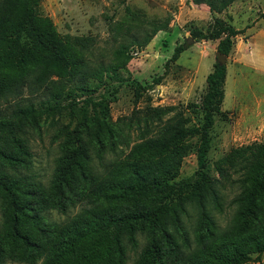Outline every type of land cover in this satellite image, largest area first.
<instances>
[{
    "label": "trees",
    "instance_id": "trees-1",
    "mask_svg": "<svg viewBox=\"0 0 264 264\" xmlns=\"http://www.w3.org/2000/svg\"><path fill=\"white\" fill-rule=\"evenodd\" d=\"M41 0H0V98L18 94L31 80L45 84L54 76L66 88L50 90L46 97L25 98L0 107V264H245L264 253V140L232 147L216 164L218 176L207 169L214 114L221 111L226 65L215 61L206 75V91L199 104L203 112L198 125L182 105H134L128 115L111 120L108 101L99 99L91 110L77 113L83 126L78 137L62 144L47 181L33 171L32 131L38 115L75 116L79 94L93 92L109 78H124L116 65L100 63L87 67L82 53L85 40L63 37L55 23L39 10ZM205 2L213 13L206 29L194 26L193 38L217 39L216 50L228 55L237 28L216 12L234 0ZM264 16V13H263ZM163 24L157 23L143 40L145 44ZM185 49L176 44L169 57L175 60ZM122 64L129 58L116 49ZM167 64V63H166ZM161 75L156 77L159 81ZM114 87L113 90H115ZM135 103L141 91L133 85ZM111 123H124L137 131V138L125 153L116 143L101 142L92 154L86 138L114 132ZM196 139L197 166L193 175L177 178L184 156ZM113 158L106 156L108 148ZM236 184L232 203L235 213L220 228L211 209L223 211L220 187L225 180ZM65 220H51L48 212L66 214ZM195 205L198 221L194 234L183 226L182 217ZM174 227V231L170 227ZM145 241L139 246V236Z\"/></svg>",
    "mask_w": 264,
    "mask_h": 264
},
{
    "label": "rangeland",
    "instance_id": "rangeland-1",
    "mask_svg": "<svg viewBox=\"0 0 264 264\" xmlns=\"http://www.w3.org/2000/svg\"><path fill=\"white\" fill-rule=\"evenodd\" d=\"M191 3L195 2L193 0L40 1V12L53 20L63 37H80L85 40L82 53L87 58L88 68L93 69L100 63L113 64L124 79L119 82L117 79L108 78L105 84L100 85L90 94H79L73 105L74 117L68 110L61 114L37 116L35 125L30 129L33 171L38 178L43 181L49 179L62 144L67 145L65 144L67 141L75 140L79 132L83 131L77 113L84 106L91 110L93 103L99 99L108 101V110L113 122L130 114L135 104L137 106L164 104L182 105L190 118L188 124H200L203 112L199 104L206 91L205 78L215 61L225 63L226 76L221 111L214 114V122L210 130L211 147L208 152L207 169L218 176L216 164L220 163L225 164L232 171L233 166L229 167L220 161L232 147L264 140V103L262 114L257 118L241 117L239 106L242 100L237 107L233 106L236 95L240 94L243 99L244 90L249 89L251 82L262 83L261 90L264 92V41L250 38L249 48L242 57H239L241 55L235 50L239 42L248 44L247 36L252 32V27L245 31L254 23L253 18L257 14L258 17H264V12H261L262 9L264 10V0H235L220 13L226 21L244 29L238 33L237 40L234 38L233 49L223 60H219L216 55V40L193 38L190 35L194 26L206 29L213 15L212 12L211 15ZM157 23L163 24V27L150 35L145 44L139 45L137 40H143L148 33H152V28ZM189 37L191 38L188 39ZM179 43H183L185 49L180 52L177 59L170 60L174 46ZM119 47L125 49L129 55L124 61L125 67H120L123 59L116 55V49ZM159 75L161 78L156 81ZM235 78H238L237 85L234 83ZM134 84H137L141 91L136 103ZM61 85L62 88L67 86L64 80L57 76L42 85L32 83V79L26 80L18 94L8 95L6 99L0 98V107L27 97L33 100L46 97L50 90L57 89ZM111 127L115 129L114 132L111 131L101 137L95 136L91 140L82 133L92 154L101 142L106 145L115 142L117 153H125L129 146L123 141L128 139L131 144L137 138V131H129L124 123H111ZM196 139L197 136L190 137L191 147L182 160L177 178L188 177L195 172ZM107 149L106 156L112 159L113 152H110L109 147ZM237 174L232 171L231 177L234 178ZM236 190V184L231 185L230 179L225 180L224 187H220L223 211L211 209V215L220 228H225L235 213L236 204L232 203V197ZM78 207L79 205L71 207L66 214L51 210L48 212V217L51 220H65L74 214ZM195 209V205H189L190 216L187 213L182 217L183 226L191 235L194 234L198 221ZM170 230L175 232L173 226ZM144 241V235H140L138 249ZM134 256V250H129L126 264H131ZM40 263L41 261L37 262ZM2 264L27 263L6 261ZM245 264H264V253Z\"/></svg>",
    "mask_w": 264,
    "mask_h": 264
},
{
    "label": "crops",
    "instance_id": "crops-1",
    "mask_svg": "<svg viewBox=\"0 0 264 264\" xmlns=\"http://www.w3.org/2000/svg\"><path fill=\"white\" fill-rule=\"evenodd\" d=\"M234 2H235V0H234ZM191 4L198 5L200 8L208 11L209 14L212 15V13L209 10V7L206 3L201 2V3H191ZM261 12H264V10L262 9ZM220 13L221 12H219V13L216 12L215 14L220 15ZM258 16L259 15L257 14L253 18L254 23L246 28L247 30L245 32H247L249 30V28L252 27V32L248 33V36H247V43L248 44L244 45V43L242 44L239 42L238 46L235 49L236 53L241 55L239 57H242V55L246 52L247 48H249L250 38H252V39L258 38V39H262L264 41V19H263L264 17H258ZM235 27L240 28L236 25H235ZM242 35H246V34L242 33ZM235 38L237 40V38H239V34H237ZM214 40H216L215 43H217L218 40L217 39H214ZM232 49H233V46H232ZM237 82H238V78H235L234 83H236V85H237ZM261 85H262V83L251 82L249 89L248 90L245 89L246 91L244 90V93L242 91V93L245 95L243 97V99H242L240 94H239V96L236 95V97L234 98L233 106H235V107H237V104L240 103L239 101L242 100V103H240V106H239L241 117L257 118L262 114V111H263L262 104L264 103V92H262V90H261Z\"/></svg>",
    "mask_w": 264,
    "mask_h": 264
},
{
    "label": "water",
    "instance_id": "water-1",
    "mask_svg": "<svg viewBox=\"0 0 264 264\" xmlns=\"http://www.w3.org/2000/svg\"><path fill=\"white\" fill-rule=\"evenodd\" d=\"M190 38L191 37H189L188 39H190ZM216 55L219 58V60H223L225 58V56H226L225 54H223V53H221L219 51L216 52Z\"/></svg>",
    "mask_w": 264,
    "mask_h": 264
}]
</instances>
